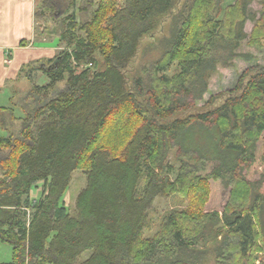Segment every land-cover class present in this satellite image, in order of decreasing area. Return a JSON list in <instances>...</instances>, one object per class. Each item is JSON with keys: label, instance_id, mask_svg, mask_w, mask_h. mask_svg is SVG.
<instances>
[{"label": "trees", "instance_id": "1", "mask_svg": "<svg viewBox=\"0 0 264 264\" xmlns=\"http://www.w3.org/2000/svg\"><path fill=\"white\" fill-rule=\"evenodd\" d=\"M121 1L36 7L35 38L62 46L22 70L30 89L0 109V243L13 251L0 264H256L264 65L198 103L219 66L254 58L238 52L243 41L264 49V0L259 15L255 0ZM78 170L87 186L72 216L64 197ZM175 196L189 207L146 237L156 199Z\"/></svg>", "mask_w": 264, "mask_h": 264}, {"label": "rangeland", "instance_id": "2", "mask_svg": "<svg viewBox=\"0 0 264 264\" xmlns=\"http://www.w3.org/2000/svg\"><path fill=\"white\" fill-rule=\"evenodd\" d=\"M120 2H122L120 0ZM236 2V0H225L224 7L232 5ZM249 10L251 12L259 15L261 10V5L258 0H255L250 6ZM37 26V24H36ZM42 27V26H41ZM44 27V26H43ZM253 23L247 22L245 26V32L249 35L252 31ZM249 39H246L242 42L240 49L238 52L240 54H249L254 56L252 60H246L245 58H239L234 61V65L231 68H223L218 67V71L211 77L209 90L207 94L204 96L203 101L198 103V108L202 111L205 110L207 103L211 100L213 96L219 95L221 93H225L229 90L234 89L240 77L247 71L248 69L252 68L255 65H264V49H260L257 47H252L248 45ZM61 51V50H59ZM58 51V53H59ZM24 74V73H23ZM25 75V74H24ZM31 80L33 83L37 85H45L49 82V79L42 73V72H34L31 74ZM22 75L20 76L19 80L15 78V81L9 82V85L6 86L5 89L0 91V109L2 107H8L11 105V98L13 96L14 91L26 92L30 89V83L27 80H24ZM31 82V81H30ZM0 136H3L0 130ZM170 164L177 170L179 167L178 163L174 159V155H170L169 158ZM259 171H256L252 175V181L259 180L261 177L258 175ZM87 186V176L84 171L78 170L75 171L72 175L71 184L69 190L64 197V201L69 213L72 216H76V201L79 194L85 189ZM212 190V186H211ZM39 190H34L31 194L32 199H37L39 197ZM189 207V201L187 198L182 197H170V198H158L154 203L155 209V221L152 229L145 233L146 237H150L154 235L158 229L162 219L169 215L172 211L175 210H185ZM261 218L264 224V211L261 214ZM12 248L8 244L0 243V262H10L13 259ZM91 255V252H86L82 256V261L87 260ZM257 262L256 264H263L264 261V254L263 252H259L257 255Z\"/></svg>", "mask_w": 264, "mask_h": 264}, {"label": "crops", "instance_id": "3", "mask_svg": "<svg viewBox=\"0 0 264 264\" xmlns=\"http://www.w3.org/2000/svg\"><path fill=\"white\" fill-rule=\"evenodd\" d=\"M41 1L0 0V91L30 63L51 59L61 50L57 39L35 38L34 14Z\"/></svg>", "mask_w": 264, "mask_h": 264}, {"label": "water", "instance_id": "4", "mask_svg": "<svg viewBox=\"0 0 264 264\" xmlns=\"http://www.w3.org/2000/svg\"><path fill=\"white\" fill-rule=\"evenodd\" d=\"M263 233H264V224H263Z\"/></svg>", "mask_w": 264, "mask_h": 264}]
</instances>
